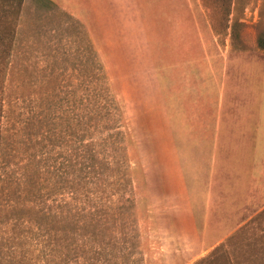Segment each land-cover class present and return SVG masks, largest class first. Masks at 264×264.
<instances>
[{"label": "rangeland", "instance_id": "rangeland-1", "mask_svg": "<svg viewBox=\"0 0 264 264\" xmlns=\"http://www.w3.org/2000/svg\"><path fill=\"white\" fill-rule=\"evenodd\" d=\"M0 19V264H264V0Z\"/></svg>", "mask_w": 264, "mask_h": 264}, {"label": "crops", "instance_id": "crops-1", "mask_svg": "<svg viewBox=\"0 0 264 264\" xmlns=\"http://www.w3.org/2000/svg\"><path fill=\"white\" fill-rule=\"evenodd\" d=\"M49 1H53L54 3H64L66 4V8L69 10H73V4H75V2H77L78 0H49Z\"/></svg>", "mask_w": 264, "mask_h": 264}, {"label": "trees", "instance_id": "trees-1", "mask_svg": "<svg viewBox=\"0 0 264 264\" xmlns=\"http://www.w3.org/2000/svg\"><path fill=\"white\" fill-rule=\"evenodd\" d=\"M0 21L2 22L1 19H0ZM1 37H3V35L0 34V40L2 41V38ZM0 47H1V45H0ZM1 70H2V67L0 66V74H1ZM1 95H2V91L0 89V121L3 118V113H4V106H3L4 102H3V99H2V96Z\"/></svg>", "mask_w": 264, "mask_h": 264}]
</instances>
